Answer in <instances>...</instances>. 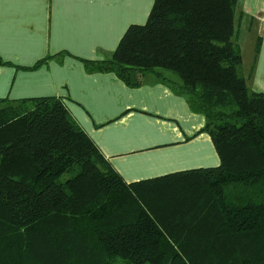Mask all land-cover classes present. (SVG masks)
I'll return each instance as SVG.
<instances>
[{
	"label": "trees",
	"instance_id": "obj_1",
	"mask_svg": "<svg viewBox=\"0 0 264 264\" xmlns=\"http://www.w3.org/2000/svg\"><path fill=\"white\" fill-rule=\"evenodd\" d=\"M236 2L153 0L108 58L80 59L175 85L217 166L127 182L60 97L0 98V264H264V92L239 71Z\"/></svg>",
	"mask_w": 264,
	"mask_h": 264
},
{
	"label": "crops",
	"instance_id": "obj_2",
	"mask_svg": "<svg viewBox=\"0 0 264 264\" xmlns=\"http://www.w3.org/2000/svg\"><path fill=\"white\" fill-rule=\"evenodd\" d=\"M153 0H0V98L60 97L71 117L127 182L200 167L219 157L201 113L175 85L147 73L128 86L88 72L80 59L108 58ZM236 25L249 87L264 92V0H237ZM260 50L254 59L256 39ZM239 44V42H238ZM50 56L34 69L36 61Z\"/></svg>",
	"mask_w": 264,
	"mask_h": 264
},
{
	"label": "rangeland",
	"instance_id": "obj_3",
	"mask_svg": "<svg viewBox=\"0 0 264 264\" xmlns=\"http://www.w3.org/2000/svg\"><path fill=\"white\" fill-rule=\"evenodd\" d=\"M244 36H242V34L240 35V39H238L237 43L239 42V45H241V39L243 38ZM239 71L240 73L243 75L244 73L247 74V70L245 68V65H244V70H242V66H239ZM163 175V174H162ZM150 178V177H149ZM146 179V178H144Z\"/></svg>",
	"mask_w": 264,
	"mask_h": 264
}]
</instances>
